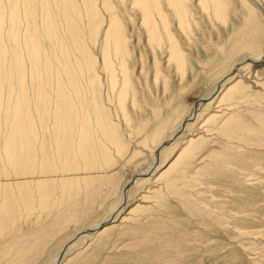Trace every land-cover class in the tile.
<instances>
[{
  "label": "bare ground",
  "instance_id": "obj_1",
  "mask_svg": "<svg viewBox=\"0 0 264 264\" xmlns=\"http://www.w3.org/2000/svg\"><path fill=\"white\" fill-rule=\"evenodd\" d=\"M93 1L85 0L82 7L74 0H9L11 9L7 37L14 44L12 57L15 66L10 71L5 64L2 65V60L11 55L0 45V232L19 216L17 214L21 209L30 213L38 207L46 211L60 205L63 210L70 196H75L73 207H76L80 198L84 200L80 191H95V182L87 174L91 170L103 171L114 157L124 156L134 164L145 161L149 155H154V158L133 173V179L122 186L117 208L93 228L70 240L50 264L66 262L77 242L84 244L83 241L92 235H100L128 220L139 209V203L128 209L133 203L130 197L135 184L152 178L158 169L166 168L158 178L166 172L170 173L181 162L183 165L184 159H188L192 150L202 143V137H198L200 132L193 133L190 139L184 135L188 139L187 147H180L179 152L164 164L163 156L168 146L187 134L199 110L220 96L222 100L233 99L243 91L245 85L234 79L244 66L253 65L264 71V35L261 33L264 29V0H241L242 10L248 13L238 21L232 18L233 3L229 0H134L153 52L152 64L149 65L147 60L140 62L137 75L132 67V39L124 21L115 14L111 0L102 3L103 9L110 13L109 26L103 32L102 60L90 51L86 35H77L80 19L82 21V16L86 15L89 39L93 43L99 40L102 28L94 21L101 11ZM122 4L123 8L126 7L124 2ZM166 6L174 20L165 13ZM196 8L203 13L201 18L197 16L199 12ZM211 18L224 28L218 37L206 36V31L202 30L204 27L201 28L202 20L211 21ZM174 22L180 39L172 28ZM62 24L70 34L68 38L60 32ZM2 25L1 16L0 41L3 39ZM46 40L53 43L52 52L46 47ZM204 41L210 44L205 45ZM163 48L166 57L160 61L157 54ZM75 53H80L79 60H73ZM234 57L236 62L232 67L176 124L180 111L173 103V94L168 92L170 82L165 72L175 73L179 80L178 84L175 82L177 90L183 92L188 74L194 81L202 74L197 69L199 64L207 68L210 65L225 67ZM28 61L31 62L29 68ZM207 68L205 74L209 70ZM99 69L106 75L105 83ZM12 79L15 80L14 86L7 90L6 82L10 85ZM137 80H141L146 96L154 92L157 83L163 81L160 104L155 100L141 102ZM32 85L35 86L33 94ZM6 91H9L8 95ZM108 103L115 104L116 116L126 125L124 131L120 122H115ZM170 126L172 130L168 133ZM71 171L77 174L71 176ZM180 172L181 169L175 174ZM55 187H60L64 193L61 200L55 199L54 189H51ZM148 191L149 188L145 192ZM147 198L141 195L137 201L145 202ZM156 198L162 201L163 196L157 192ZM125 210L128 212L123 217ZM66 218V213H60L46 232L31 234V241L34 240L37 245L42 243L50 232L48 229L53 224L61 226V221ZM115 220L119 224L110 225ZM20 237L22 242L29 238ZM14 249L17 247L7 245L0 252L3 258L13 256L3 264H22V254L28 253L29 249L23 248L16 253Z\"/></svg>",
  "mask_w": 264,
  "mask_h": 264
},
{
  "label": "rangeland",
  "instance_id": "obj_2",
  "mask_svg": "<svg viewBox=\"0 0 264 264\" xmlns=\"http://www.w3.org/2000/svg\"><path fill=\"white\" fill-rule=\"evenodd\" d=\"M74 1L79 6H84L85 0ZM240 1L229 0L233 3L231 4L233 20H242L248 13L242 10L243 5ZM93 2L101 11L94 21L95 25L102 28L99 40L94 44L89 39V24L86 15L82 16V21L80 19L77 35L84 33L90 51L98 60H102L103 32L109 26L110 13L103 9L104 0ZM122 2L126 7L123 8ZM133 2L134 0H111L115 14L121 18L122 22L124 21L126 31L132 39L134 58L132 67L136 69L137 75L143 60H147L149 65L152 64L153 52L150 50L151 45L142 27L139 9ZM10 9L9 0H0V17L2 16L3 19L1 32L3 39L0 45L11 55L8 59L2 60V65H6L12 71L15 66L12 57L15 49H13L14 44L7 37ZM164 9L165 13L174 20L169 7L166 6ZM196 12H199L197 16L201 18L203 13L199 8H196ZM211 19V21L203 19L201 28L204 27L202 30L206 31V36L218 37L220 33H223L224 28L220 23L218 24V21ZM39 23L41 25L40 18ZM175 25L174 22L172 28L179 37ZM60 32L66 38L70 36L64 24L60 26ZM261 33L264 35V29ZM203 43L210 44L205 41ZM45 45L50 52L54 50V45L49 40L45 41ZM163 49L159 51L160 54L159 52L157 54L160 61L166 57V51ZM256 50L257 48L253 52ZM76 59H80V53L73 55V60ZM114 60L117 59L114 58ZM230 60L225 67L210 65L206 74L207 67L199 64L197 69H200L202 74L199 75L197 81L190 78L188 74L186 80L189 81H185L184 93L177 90L179 80L177 76L175 77V73L173 72V75L171 71L165 72L170 82L168 92L173 94V103L180 109H178L180 112L176 124L212 90V87L236 62V57ZM29 67H31L30 61L27 62V68ZM99 75L105 83L106 75L100 69ZM237 75L234 81L243 83L245 89L233 99L222 100L220 96L209 105L203 106L187 134H183L177 142L168 146L163 156L164 164L181 148L187 147L186 141L193 137V133L200 132L198 137H202V143L196 146L197 149L192 150L188 159H184L183 165L181 162L174 170L170 173L166 172L161 178L158 176L166 168L158 169L152 178L135 184L130 197L133 203L128 209L133 208L137 203H139L137 206L139 209L135 210L132 216L123 223L119 224L118 220L113 221L110 225H119L100 235H92L83 241L84 244L77 242L75 249L71 251L72 254L62 264H264V71L262 72L259 67L246 65ZM137 81L141 102L155 100L160 104L164 92L162 90L163 81L157 83L155 90L153 89L156 93L152 91L154 95L150 92L148 97L144 93L141 80ZM14 83V79L11 80L10 85L7 81L6 89L10 90ZM187 83L190 84L187 85ZM105 89L106 87H104V92ZM34 91L35 86L32 85L31 94ZM8 93L9 91H6L5 94L8 95ZM175 99L178 100L175 101ZM107 106L112 111L115 122L119 123L120 117L118 118L115 114V104L108 103ZM233 121H235L234 124ZM119 125L124 131L125 123L120 122ZM169 129L168 133L172 130V126ZM153 156L149 155L145 161L135 164L124 156H117L103 171L91 170L87 177L94 180L95 191H80L84 200L80 198L76 207H73L75 196H67V203L63 210L60 205L54 207V210L47 209L46 211L38 207L39 209L30 213H25L21 209V212L17 214L19 216H16L0 232V252L7 245L17 247L13 250L14 253L28 248V253L22 254V264H50L55 255L70 240L93 228L117 208L122 186L131 178L133 179V173H137L141 167L151 162ZM180 169L181 172L178 175L175 174ZM80 171L82 169L79 173ZM71 172L73 173L71 176L77 174ZM154 180L157 181L154 182ZM148 188L149 191L145 192ZM51 189H54L55 199L61 200L64 194L61 188ZM157 192L163 196L162 201L156 198ZM141 195L149 199H145V202L137 201ZM125 211V214H122L123 217L128 212ZM60 213L67 215V218L61 221V226L56 227L53 224L52 228L48 229L50 232L42 243L37 245L34 240L31 241V234L46 232V228ZM20 236L29 237L28 241L22 242L19 239ZM2 255L0 253V264L13 257L12 254L6 258Z\"/></svg>",
  "mask_w": 264,
  "mask_h": 264
},
{
  "label": "water",
  "instance_id": "obj_3",
  "mask_svg": "<svg viewBox=\"0 0 264 264\" xmlns=\"http://www.w3.org/2000/svg\"><path fill=\"white\" fill-rule=\"evenodd\" d=\"M104 224H102L100 227H102Z\"/></svg>",
  "mask_w": 264,
  "mask_h": 264
}]
</instances>
